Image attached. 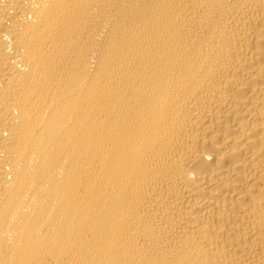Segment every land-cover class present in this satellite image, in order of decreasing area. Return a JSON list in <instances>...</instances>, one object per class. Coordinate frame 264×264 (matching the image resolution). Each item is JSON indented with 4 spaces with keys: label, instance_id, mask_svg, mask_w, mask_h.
<instances>
[{
    "label": "bare ground",
    "instance_id": "6f19581e",
    "mask_svg": "<svg viewBox=\"0 0 264 264\" xmlns=\"http://www.w3.org/2000/svg\"><path fill=\"white\" fill-rule=\"evenodd\" d=\"M0 264H264V0H0Z\"/></svg>",
    "mask_w": 264,
    "mask_h": 264
}]
</instances>
